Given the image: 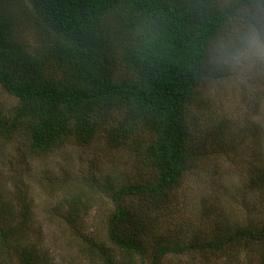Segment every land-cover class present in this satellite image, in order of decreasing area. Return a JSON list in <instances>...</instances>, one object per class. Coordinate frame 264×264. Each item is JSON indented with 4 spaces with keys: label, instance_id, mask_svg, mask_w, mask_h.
I'll return each mask as SVG.
<instances>
[{
    "label": "trees",
    "instance_id": "1",
    "mask_svg": "<svg viewBox=\"0 0 264 264\" xmlns=\"http://www.w3.org/2000/svg\"><path fill=\"white\" fill-rule=\"evenodd\" d=\"M249 12L260 13L264 32V0H0V88L17 102L0 107V142L25 138L30 157L101 142L138 162V175L82 177L112 203L104 240L82 234L83 253L102 264H160L189 253L211 259L241 241L264 244L262 218L234 229L218 212L205 218L210 230L198 219L167 220L187 175L224 150L217 146L228 126L204 137L194 111L206 106L201 89L230 77L213 59V41ZM247 146H232L254 155L241 161L240 209L249 194L264 203V142ZM222 171L217 164L213 173ZM83 195L66 197L69 207L84 211ZM3 200L0 186V263L46 264L35 245L15 243L20 227L2 217Z\"/></svg>",
    "mask_w": 264,
    "mask_h": 264
},
{
    "label": "rangeland",
    "instance_id": "2",
    "mask_svg": "<svg viewBox=\"0 0 264 264\" xmlns=\"http://www.w3.org/2000/svg\"><path fill=\"white\" fill-rule=\"evenodd\" d=\"M227 70L228 79L211 82L201 89L202 103L206 106L201 112L194 111L193 124L205 130L204 137L217 125L226 124L229 130L226 142H219L217 148L224 147L230 152L217 150L216 157L205 159L187 175L181 199L169 208L168 221L198 219L208 230L205 218L218 212L227 216L233 228L256 223L261 218L264 221V203L257 202L250 194L240 209L241 186L247 173L241 161L244 158L246 164L250 160L247 155H254L233 153L232 148L249 151L247 144L251 140L258 138L264 142V61L249 59L229 64ZM16 104L0 88V107L8 112ZM24 142L25 138L17 143L0 142L2 217L5 221L12 220V227H20L15 243L18 241L20 247L26 243L35 245L46 264H102L83 253L79 240L82 234L104 240L112 203L106 196L96 195L82 177L91 171L110 178L126 173L138 175L134 153L116 154L107 151L101 142L80 147L73 141L46 157H30ZM259 155L264 157V150H259ZM217 164L224 170L218 174L213 173ZM67 184H71L70 188H65ZM77 191L84 193L86 208L81 206L80 210H84L81 213L67 203L68 196H74ZM233 246L236 248L228 246L211 259L206 252L189 253L169 255L160 264H262L264 244L241 241ZM17 254L14 252V256ZM10 260L19 264L16 259ZM0 264L6 263L2 260Z\"/></svg>",
    "mask_w": 264,
    "mask_h": 264
},
{
    "label": "clouds",
    "instance_id": "3",
    "mask_svg": "<svg viewBox=\"0 0 264 264\" xmlns=\"http://www.w3.org/2000/svg\"><path fill=\"white\" fill-rule=\"evenodd\" d=\"M246 15V22L234 25L213 41V59L217 64H239L249 59L264 61V32L257 27L260 13Z\"/></svg>",
    "mask_w": 264,
    "mask_h": 264
}]
</instances>
